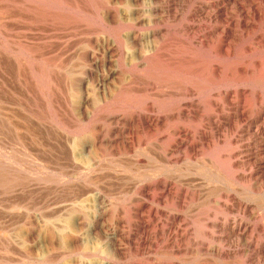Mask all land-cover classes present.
Masks as SVG:
<instances>
[{"label": "rangeland", "instance_id": "374dc122", "mask_svg": "<svg viewBox=\"0 0 264 264\" xmlns=\"http://www.w3.org/2000/svg\"><path fill=\"white\" fill-rule=\"evenodd\" d=\"M220 3L0 0V264H264V171L247 165L255 138L245 132L264 106V88H230L229 105L211 70L213 61H264L253 42L264 22L250 20L248 33L227 6L240 34L228 48L213 11ZM189 24L203 28L199 42L211 39L213 59L180 33ZM179 62L191 85L178 81ZM255 78L264 82V70ZM236 104L245 112L240 122ZM177 131L186 133L179 148ZM172 216L183 239L166 234ZM227 218L243 236L224 233Z\"/></svg>", "mask_w": 264, "mask_h": 264}, {"label": "bare ground", "instance_id": "6f19581e", "mask_svg": "<svg viewBox=\"0 0 264 264\" xmlns=\"http://www.w3.org/2000/svg\"><path fill=\"white\" fill-rule=\"evenodd\" d=\"M206 1V0H205ZM178 2V1H177ZM180 2V1H179ZM220 4L219 5H217V6H215L216 8H215V10H213V11H217V17H215L216 18V20H217V22H219V24H223V26H222V30H221V34H222V39L224 40L222 43L223 44H226L227 45V47L228 48H230L229 46H231L232 45V48H233V44L232 43H235L234 41H237L240 37V34L238 35L236 32H234V31H232L231 30V26H232V23H231V20L229 19V18H231L230 17V12L228 11V9H226V7L227 6H229V5H232V6H234L235 7V10H236V12H239L240 14H241V16H243L244 17V20L243 19H241V21L239 20V22L237 23V25H236V23H235V27L237 26V27H241V28H243V29H246V31L248 32V33H250L251 31H253L252 30V28L253 27H256L255 25H253V23H251V22H249L250 20L251 21H254V20H257V19H260L261 21H263L264 22V0H220ZM174 3H175V1H174ZM181 3V2H180ZM197 3V2H196ZM203 3V2H202ZM212 3H213V1H212ZM184 4V3H183ZM207 5L209 4V3H206ZM175 5V4H174ZM197 5V4H196ZM221 5H223L224 6V8H221ZM186 6V5H185ZM203 6V5H202ZM179 7V6H178ZM188 7V6H187ZM184 8V7H183ZM230 8V7H229ZM174 9V8H173ZM177 9V8H176ZM188 9V8H187ZM170 10V9H169ZM173 11V10H172ZM196 11V10H195ZM171 12V11H170ZM194 12V11H193ZM176 13V12H175ZM178 13V12H177ZM210 13H211V11H210ZM214 13V12H213ZM166 14H167V12H166ZM174 14V13H173ZM183 14H184V12H183ZM206 14V13H205ZM230 14V15H229ZM234 14V13H233ZM232 14V15H233ZM238 14V13H237ZM182 15V14H181ZM203 15V14H202ZM157 16V15H156ZM191 16V15H190ZM200 16V15H199ZM233 16H235V15H233ZM174 17V16H173ZM236 17V16H235ZM175 18H176V16H175ZM170 19V18H169ZM173 19V18H172ZM177 19V18H176ZM199 19V18H198ZM208 19V18H207ZM237 19H239V18H237ZM156 20V19H155ZM175 20V19H174ZM204 20H206V19H204ZM215 20V21H216ZM243 20V21H242ZM202 21V20H201ZM150 22V21H149ZM158 22V21H157ZM178 22V21H177ZM193 22V21H192ZM195 22H197V21H195ZM199 22V21H198ZM213 23V22H212ZM151 24V23H150ZM157 24V23H156ZM160 24V23H159ZM209 24V23H208ZM216 25H217V23H216ZM184 26H186V25H184ZM183 26V28H185ZM199 26V25H198ZM207 27V26H206ZM218 27V26H217ZM158 28V27H157ZM208 29V28H207ZM212 29V28H211ZM164 30V29H163ZM177 30V29H176ZM236 30V29H235ZM166 31V30H165ZM178 31V30H177ZM214 31V30H213ZM243 31V30H242ZM159 32V31H158ZM171 32V31H170ZM245 32V31H244ZM165 33V32H164ZM173 33V32H172ZM171 33V34H172ZM180 33L182 34V35H184L189 41H190V46H193V48H194V45H196V47L194 48V49H196L197 51L196 52H198V53H200V54H202V55H206L208 58H212L213 59V55H214V51L212 50V45H211V39H206V40H204V41H198L199 40V36L201 35V33H203V28L201 29V28H195L193 25H187L186 26V28L185 29H182V31H180ZM242 33V32H241ZM246 33V32H245ZM138 34V33H137ZM163 34V33H162ZM170 34V33H169ZM164 35H166V34H164ZM173 35V34H172ZM218 35V34H217ZM253 35V34H252ZM141 36V35H140ZM171 36V35H170ZM242 36V35H241ZM142 37V36H141ZM147 37V36H146ZM204 37H206V36H204ZM215 37V36H214ZM219 37V36H218ZM247 37V36H246ZM250 37V36H249ZM152 38V37H151ZM168 38H169V36H168ZM248 38V37H247ZM156 39H158V38H156ZM178 39V38H177ZM176 39V40H177ZM215 39V38H214ZM164 40V39H163ZM179 40V39H178ZM137 41H138V37L136 36V37H134V39L132 40V42H131V44H133V48H134V46H137L138 47V45H140L139 43H137ZM162 41V40H161ZM168 41V40H167ZM184 41V40H183ZM180 42H181V40H180ZM253 42H256V43H254V44H256V46H257V48H256V50H260L262 53H263V55H264V34H262V35H260V36H255L254 37V39H253ZM152 43V42H151ZM184 43H186L185 41H184ZM213 43V42H212ZM160 44V43H159ZM167 44V43H166ZM169 44V43H168ZM178 44H180V43H178ZM182 44V43H181ZM189 44V43H188ZM187 44V45H188ZM215 44V43H214ZM185 45V44H184ZM236 45V44H235ZM152 46V45H151ZM161 46V45H160ZM167 46V45H166ZM170 46V45H169ZM255 46V45H254ZM110 48V47H109ZM139 48V47H138ZM160 48V47H159ZM220 48H221V50H225V46L224 45H222V44H220ZM247 48V47H246ZM250 48V47H249ZM131 49V48H130ZM161 49V48H160ZM182 49V48H181ZM135 50V49H134ZM229 50V49H228ZM254 50H255V48H254ZM131 51V50H130ZM156 51V50H155ZM182 51H184V50H182ZM181 51V52H182ZM226 52H225V54H226V58L229 60L230 58H231V54L229 53V51H227V49L225 50ZM232 51V50H231ZM114 52V51H113ZM112 53V52H111ZM138 53V52H137ZM159 53V52H158ZM184 53V52H183ZM182 53V54H183ZM237 53H238V51H237ZM162 54V53H161ZM165 54V53H164ZM176 54V53H175ZM177 54H180V53H178L177 52ZM247 54V53H246ZM139 55L140 56H142L143 54L142 53H140L139 52ZM154 55V54H153ZM156 55H157V53H156ZM159 55V54H158ZM163 55V54H162ZM144 56H145V53H144ZM165 56H166V54H165ZM222 56H223V54H222ZM180 57V56H179ZM216 58L218 57V56H215ZM214 57V58H215ZM92 58V57H91ZM161 58V57H160ZM220 58V57H219ZM262 58H264V57H262ZM261 58V59H262ZM202 59V58H201ZM132 60V59H131ZM130 60V61H131ZM177 60V59H176ZM204 60V59H203ZM264 60V59H263ZM139 61V60H138ZM246 61H247V59H245V63L242 61V63H240V62H238L237 61V59H235V61L232 63V64H230V65H228V66H224V64H223V66L224 67H221L220 65H218L217 64V62L216 61H213V62H211V70H212V72H213V75H214V77H212L213 78V86L214 87H216V88H218L221 92H220V94L219 95H223L224 96V99H225V101L229 104V105H234L235 103H233V102H231L230 101V98H231V95L232 94H230L229 92H228V89H230V88H235V89H238V88H245V87H250L253 91H256L257 89H259L260 87L261 88H264V82H261V81H256V80H254V79H256L255 77L257 76V72L259 71V70H264V61H259V62H256L255 64H253V65H246ZM206 62H207V60H206ZM253 63V62H252ZM176 64V63H175ZM149 66V64H147L146 63V66ZM129 66V65H128ZM141 67V66H140ZM147 68V67H146ZM135 69V68H134ZM177 72H176V75H178V76H181L180 78H178V81L180 82V83H184V85H191L192 83H190L188 80H184L182 77H183V69H184V66H183V64L181 63V62H179L178 64H177ZM128 70V69H127ZM144 73V72H143ZM115 76V75H114ZM136 76V75H135ZM113 77V76H112ZM131 77V76H130ZM138 77H139V75H138ZM133 79V78H132ZM151 81V80H150ZM148 82V81H147ZM151 83V82H150ZM153 84V83H152ZM177 84V83H176ZM149 85V84H148ZM147 85V86H148ZM150 86V85H149ZM180 88V87H179ZM177 89V88H176ZM186 89H187V92H189V91H191V88H188L187 86H186ZM225 89V90H224ZM184 90V89H183ZM218 90V91H219ZM222 90H224V91H222ZM217 91V90H216ZM141 92V91H140ZM233 92V91H232ZM246 93H247V91L245 90V89H241L240 90V92H239V94L241 95V97L243 96H245L246 95ZM251 93V92H250ZM172 94V93H171ZM210 94H212V93H210ZM180 95H182V94H180ZM186 95V94H185ZM194 95V94H193ZM248 95V94H247ZM257 95H258V93H257ZM256 95V96H257ZM214 96V95H213ZM216 96V95H215ZM168 97V96H167ZM172 97V96H171ZM174 97V96H173ZM177 97V96H176ZM191 97H193L192 95H191ZM221 97V96H220ZM179 98V97H178ZM260 98V97H259ZM223 99V98H222ZM246 99V98H245ZM242 100V99H241ZM172 101V100H171ZM259 101V100H258ZM186 102V101H185ZM218 102V101H217ZM224 102V101H223ZM138 103V102H137ZM196 103V102H195ZM214 103V102H213ZM220 103V102H219ZM244 103V102H243ZM197 104V103H196ZM195 104V105H196ZM241 104V103H240ZM87 105V104H86ZM102 105V104H101ZM150 105V104H149ZM152 105H154V104H152ZM191 105V104H190ZM198 105V104H197ZM213 105V104H212ZM215 105V104H214ZM225 105V104H224ZM258 105V104H257ZM166 106V105H165ZM168 106V105H167ZM217 106H219V105H217ZM244 106V105H243ZM111 107V106H110ZM150 107H151V105H150ZM150 107H148L147 109H145L146 110V112H152V109L150 108ZM175 107V106H174ZM190 107V106H189ZM201 107V106H200ZM209 107V106H208ZM223 107V106H222ZM221 107V108H222ZM235 107V106H234ZM236 107H237V109H238V115L236 116V119H237V121L238 122H240V120H244V117H245V112H242L243 110H241L240 109V105L239 104H236ZM247 108H248V106H246ZM259 107V106H258ZM146 108V107H145ZM159 108H161V107H159ZM163 108H164V106H163ZM176 108H177V106H176ZM186 107H184V106H182V105H180L179 106V111H177V112H179V114L180 115H182V116H184V115H186V116H190V114L188 113V109L186 108ZM203 108V107H202ZM231 108V107H230ZM109 109V108H108ZM142 109V108H141ZM144 109V108H143ZM226 109V108H225ZM249 109H251V108H249ZM248 109V110H249ZM160 110V109H159ZM174 111H175V109H173ZM253 110V109H252ZM104 111V110H103ZM142 111V110H141ZM247 111V110H246ZM167 112V111H166ZM219 112V111H218ZM255 112H256V109H255ZM84 113V112H83ZM140 113V112H139ZM193 113V112H192ZM205 113V112H204ZM86 114V113H85ZM142 114V113H141ZM199 114V113H198ZM212 114V113H211ZM147 115V114H146ZM146 115H140L141 117V123L142 124H144V125H146V126H151V125H153V124H155V122H153L152 121V119H150V117L149 116H146ZM170 115V114H169ZM236 115V114H235ZM228 116V115H227ZM107 117H109V116H107ZM139 117V116H138ZM193 117H195V116H193ZM192 117V118H193ZM208 117V116H207ZM223 117V116H222ZM226 117V116H225ZM254 117V116H253ZM114 118V117H113ZM136 118V117H135ZM168 118V117H167ZM200 118V117H199ZM212 118V117H211ZM246 118V117H245ZM121 119V118H120ZM188 119V118H187ZM216 119V118H215ZM221 119V118H220ZM227 119V118H226ZM114 120V119H113ZM165 120V119H164ZM167 120V119H166ZM222 120V119H221ZM231 120V119H230ZM129 121V120H128ZM225 121V120H224ZM206 122V121H205ZM128 123V122H127ZM158 123V122H157ZM202 123V122H201ZM209 123V122H208ZM217 124V123H216ZM243 124V123H242ZM161 125V124H160ZM163 125V124H162ZM202 125V124H201ZM209 125V124H208ZM245 126V125H244ZM137 127V126H136ZM143 127V126H142ZM166 127V126H165ZM214 127V126H213ZM212 127V128H213ZM228 127H230V126H228ZM243 127V126H242ZM202 128H203V126H202ZM210 128V127H209ZM241 128V127H240ZM247 130L245 131L247 134H253V137L255 138V143H254V145H251L250 147H249V149H248V152L250 153V160L248 161V163H247V165H258V170H259V172L258 173H262L263 171H264V106L263 107H261V110H259L258 111V117L255 119V120H253V121H251L248 125H247ZM224 129V128H223ZM222 129V130H223ZM242 129V128H241ZM101 130V129H100ZM121 131V130H120ZM200 131V130H199ZM198 131V132H199ZM104 132V131H103ZM155 132V131H154ZM159 132V131H158ZM204 132V131H203ZM231 132H233V131H231ZM235 132V131H234ZM119 133V132H118ZM240 133V132H239ZM203 134V133H202ZM243 134V133H242ZM121 135V134H120ZM216 135V134H215ZM220 135V134H219ZM240 135V134H239ZM196 136H198L197 134H196ZM200 136V135H199ZM204 136H205V134H204ZM218 136V135H217ZM238 136V135H237ZM246 136V135H245ZM249 136V135H248ZM174 137H177V140H175L176 142H177V144H178V148H179V146L180 145H182L183 144V138H186V133L184 134V133H182L181 131H177V132H175V136H173V138ZM216 137V136H215ZM252 137V138H253ZM103 138V137H102ZM189 138V137H188ZM191 138V137H190ZM242 138V137H241ZM162 139H163V137H162ZM208 139H210L209 137H208ZM66 140V139H65ZM238 140V139H237ZM236 140V141H237ZM244 140V139H243ZM103 141H104V138H103ZM188 141V140H187ZM209 141V140H208ZM240 141H242V140H240ZM112 142V141H111ZM161 142V141H160ZM104 142H102V144H103ZM109 143H110V141H109ZM129 143V142H128ZM127 143V144H128ZM99 145H100V143H98ZM166 145H167V143H165ZM232 144V143H231ZM235 144V143H234ZM241 144V143H240ZM201 145V144H200ZM239 145V144H238ZM92 146V145H91ZM188 146V145H187ZM167 147H168V145H167ZM171 147V146H170ZM199 147V146H198ZM193 148V147H192ZM244 148V147H243ZM182 149V148H181ZM190 149V148H189ZM196 149V148H195ZM237 149V148H236ZM174 151V150H173ZM180 151V150H179ZM190 151V150H189ZM198 151V150H197ZM241 151V150H240ZM146 152V151H145ZM169 152V151H168ZM171 152V151H170ZM237 152V151H236ZM89 153H90V151H89ZM147 153V152H146ZM173 153V152H172ZM176 153V152H175ZM180 153V152H179ZM240 153V152H239ZM166 154V153H165ZM230 154V153H229ZM242 154V153H241ZM245 154V153H244ZM148 155V154H147ZM177 155V154H176ZM247 155V154H246ZM167 156V155H166ZM172 156V155H171ZM227 158V157H226ZM233 158V157H232ZM241 158V157H240ZM244 158V157H243ZM247 158V157H246ZM180 159V158H179ZM221 160V159H220ZM223 160V159H222ZM221 160V161H222ZM227 160H230V159H227ZM244 160H246V159H244ZM155 161H157V160H155ZM170 161H172V160H170ZM220 161V162H221ZM225 161V160H224ZM233 161V160H232ZM236 161V160H235ZM237 161H239V160H237ZM219 162V161H218ZM219 162V163H220ZM234 162V161H233ZM245 162V161H244ZM156 163V162H155ZM168 163V162H167ZM175 163V162H174ZM215 163V162H214ZM159 164V163H158ZM216 164H217V161H216ZM242 165V164H241ZM247 165H246V167H247ZM155 166V165H154ZM218 166V165H217ZM233 166V165H232ZM219 167V166H218ZM240 167V166H239ZM243 167H244V165H243ZM157 168V167H156ZM162 168V167H161ZM167 168V167H166ZM209 168V167H208ZM229 168V167H228ZM220 169V168H219ZM234 170V169H233ZM251 170V169H250ZM159 171V170H158ZM231 171V170H230ZM236 171H237V169H236ZM239 171V170H238ZM219 172V171H218ZM250 172V171H249ZM214 173V172H213ZM216 173V172H215ZM236 173V172H235ZM236 174H238V173H236ZM245 174H247V173H245ZM155 175V174H154ZM232 175V174H231ZM250 176V175H249ZM241 178V177H240ZM245 178V177H244ZM232 179V178H231ZM230 180V179H229ZM238 181V180H237ZM245 181V180H244ZM253 181V180H252ZM255 181V180H254ZM234 182V181H233ZM247 182V181H246ZM170 185V184H169ZM145 186V185H144ZM148 186V185H147ZM156 187V186H155ZM171 187V186H170ZM263 187V186H262ZM157 188H159V187H157ZM166 188V187H165ZM167 189V188H166ZM170 189V188H169ZM264 189V188H263ZM262 189V190H263ZM150 190V189H149ZM145 191V190H144ZM149 192V191H148ZM150 193V192H149ZM166 193H167V191H166ZM178 193V192H177ZM224 193V192H223ZM162 194V193H161ZM169 194V193H168ZM167 194V195H168ZM173 194V193H172ZM186 194V193H185ZM179 195V194H178ZM183 195V194H182ZM187 195V194H186ZM222 195V194H221ZM164 196V195H163ZM162 197V196H161ZM174 197H175V195H174ZM173 197V198H174ZM181 197V196H180ZM212 197V196H211ZM237 197V196H236ZM159 198V197H158ZM164 198V197H163ZM167 198V197H166ZM213 198V197H212ZM219 198H221V197H219ZM218 198V199H219ZM250 198V197H249ZM198 199V198H197ZM217 199V200H218ZM179 200V199H178ZM177 200V201H178ZM181 200V199H180ZM233 200V199H232ZM161 201H162V199H161ZM168 201V200H167ZM187 201V200H186ZM235 201V200H234ZM241 201V200H240ZM182 202H184V201H182ZM224 202V201H223ZM227 202V201H226ZM239 202V201H238ZM174 203V202H173ZM222 203V202H221ZM232 203H233V201H232ZM163 204V203H162ZM181 204V203H180ZM179 204V205H180ZM189 204V203H188ZM218 204V203H217ZM145 205V204H144ZM184 205V204H183ZM248 205V204H247ZM188 206V205H187ZM212 206V205H211ZM210 206V207H211ZM217 206V205H216ZM144 207V206H143ZM180 207V206H179ZM231 207H232V205H231ZM218 208V207H217ZM108 209V208H107ZM107 209H105V210H107ZM171 209H174V208H171ZM207 209V208H206ZM224 209V208H223ZM146 210V209H145ZM144 210V211H145ZM179 210V209H178ZM205 210V209H204ZM214 210V209H213ZM220 209L218 208V211H219ZM240 210V209H239ZM108 211V210H107ZM207 211H209L208 209H207ZM212 211V210H211ZM262 211V210H261ZM105 212V211H104ZM161 212V211H160ZM155 213V212H154ZM214 213V212H213ZM219 213H220V211H219ZM226 214L225 215H227V212H225ZM239 213V212H238ZM241 213V212H240ZM257 213V212H256ZM140 214H142V213H140ZM101 215V214H100ZM200 215V214H199ZM212 215V214H211ZM216 215V214H215ZM237 215V214H236ZM246 215V214H245ZM249 215V214H248ZM165 216V215H164ZM197 216H198V214H197ZM196 216V217H197ZM202 216V215H201ZM213 216H214V214H213ZM212 216V217H213ZM217 216V215H216ZM220 216V215H219ZM228 216V215H227ZM147 217V216H146ZM173 217V216H172ZM229 217V216H228ZM235 217V216H234ZM234 217H232V218H234ZM250 217V216H249ZM201 218V217H200ZM207 218V217H206ZM210 218V217H209ZM208 218V219H209ZM251 218V217H250ZM259 218H260V216H259ZM137 219V218H136ZM218 219V218H217ZM241 219V218H240ZM139 220V219H138ZM199 220V219H198ZM207 220V219H206ZM226 220V222H225V224H224V226H223V228H224V233L225 234H227L228 236H243L242 235V233H243V229H242V226H241V224L240 223H238L237 221H232L231 222V220L230 219H225ZM237 220V219H236ZM177 222H178V217L177 216H175V217H173L172 218V223H171V225H172V227H171V229H169V231H167V235H168V238H171V236L173 237V234H177V236L178 237H180V239H183V237L184 236H186V235H182V234H179L178 233V231H179V227H177V226H175V224H177ZM179 222H180V220H179ZM203 222H204V219H203ZM207 222H208V220H207ZM263 222H264V220H263ZM142 223V222H141ZM221 223V222H220ZM224 223V222H223ZM222 223V224H223ZM255 223V222H254ZM144 224V223H143ZM166 224V223H165ZM168 224V223H167ZM209 224H210V222H209ZM221 224V225H222ZM138 225V224H137ZM146 225V224H145ZM152 225V224H151ZM182 225V224H181ZM196 225V224H195ZM216 225V224H215ZM144 226V225H143ZM147 226V225H146ZM145 226V227H146ZM180 226V225H179ZM198 226V225H197ZM200 226V225H199ZM202 226V225H201ZM248 226V225H247ZM140 227V226H139ZM175 227V228H174ZM245 227V226H244ZM251 227V226H250ZM131 228V227H130ZM142 228V227H141ZM188 228V227H187ZM216 228V227H215ZM249 228V227H248ZM142 229H144V228H142ZM147 229V228H146ZM162 229V228H161ZM192 229V228H191ZM196 229V228H195ZM209 229H210V227H209ZM151 230H152V228H151ZM163 230V229H162ZM194 230V229H193ZM200 230H202V229H200ZM262 230V229H261ZM121 231V230H120ZM181 231V230H180ZM189 231V230H188ZM197 231V230H196ZM205 231V230H204ZM203 231V232H204ZM220 231V230H219ZM151 232V231H150ZM166 232V231H165ZM249 232V231H248ZM149 233V232H148ZM216 233V232H215ZM219 233V232H218ZM127 234V233H126ZM139 234V233H138ZM151 234V233H150ZM149 234V235H150ZM153 234V233H152ZM196 234V233H195ZM201 234V233H200ZM203 234V233H202ZM201 234V235H202ZM223 234V233H222ZM112 235H114V234H112ZM118 235V234H117ZM154 235V234H153ZM158 235H159V233H158ZM217 235H219V234H217ZM249 235V234H248ZM143 236V235H142ZM141 236V237H142ZM147 236V235H146ZM224 236V235H223ZM247 236V235H246ZM254 236V235H253ZM113 237V236H112ZM124 237V236H123ZM132 237V236H131ZM139 237V236H138ZM150 237H151V235H150ZM154 237V236H153ZM197 238L199 237V236H196ZM216 237V236H215ZM220 237V236H219ZM225 237V236H224ZM125 238H126V236H125ZM160 238V237H159ZM166 238V237H165ZM195 238V237H194ZM200 238V237H199ZM226 238V237H225ZM116 239V238H115ZM123 239V238H122ZM142 239V238H141ZM155 239V238H154ZM158 238L156 237V240H157ZM172 239V238H171ZM178 239V238H177ZM176 239V240H177ZM219 239V238H218ZM146 240V239H145ZM149 240V239H148ZM201 240H202V238H201ZM151 241V240H150ZM154 241V240H153ZM199 241V240H198ZM213 241V240H212ZM246 241V240H245ZM254 241V240H253ZM137 242V241H136ZM139 242V241H138ZM188 242V241H187ZM191 242H192V246H193V244H195V245H197V247L199 248V252L200 253H202V254H209L210 253V251L208 250V249H204V246H203V243H196V240L195 239H191ZM207 242V241H206ZM215 242V241H214ZM114 243V242H113ZM118 243V242H117ZM141 243V242H140ZM154 243V242H153ZM152 243V244H153ZM165 243V242H164ZM211 243V242H210ZM216 243V242H215ZM252 243V242H251ZM260 243V242H259ZM169 244V243H168ZM184 244V243H183ZM150 245V244H149ZM210 245V244H209ZM255 245V244H254ZM146 246V245H145ZM169 246V245H168ZM176 246H177V244H176ZM182 246V245H181ZM211 246V245H210ZM214 246V245H213ZM217 247H218V244L216 245ZM227 246V245H226ZM229 246V245H228ZM230 246H231V244H230ZM256 246V245H255ZM124 247V246H123ZM162 247V246H161ZM180 247V246H179ZM232 247V246H231ZM234 247V246H233ZM232 247V248H233ZM239 247V246H238ZM248 247V246H247ZM262 247H264V246H262ZM261 247V248H262ZM118 248V247H117ZM126 248V247H125ZM131 248H133V247H131ZM141 248V247H140ZM139 248V249H140ZM158 248V247H157ZM169 248V247H168ZM195 248V247H194ZM221 248V247H220ZM227 248V247H226ZM113 249V248H112ZM124 249V248H123ZM138 249V250H139ZM148 249V248H147ZM146 249V250H147ZM150 249V248H149ZM185 249V248H184ZM196 249V248H195ZM215 249V248H214ZM216 249H218V248H216ZM222 249V248H221ZM246 249H248V248H246ZM113 250H115V249H113ZM120 250V249H119ZM132 250V249H131ZM176 250V249H175ZM178 250V249H177ZM180 250V249H179ZM187 250V249H186ZM197 250V249H196ZM236 250V249H235ZM168 251H169V249H168ZM172 251H173V249H172ZM220 251V250H219ZM222 251V250H221ZM231 251V250H230ZM258 251V250H257ZM119 252V251H118ZM125 252V251H124ZM198 251H196V253H197ZM232 252V251H231ZM234 252V251H233ZM236 252V251H235ZM127 253V252H126ZM166 253V252H165ZM169 253V252H168ZM171 253V252H170ZM177 253V252H176ZM192 252H190V254H191ZM217 254H221L220 252H216ZM124 254V253H123ZM229 254V253H228ZM233 254H235V253H233ZM125 255V254H124ZM148 255V254H147ZM170 255V254H169ZM195 255V254H194ZM225 255V254H224ZM251 255V254H250ZM261 255V254H260ZM210 256V255H209ZM110 257H112V255L110 256ZM168 257H170V256H168ZM178 257V256H177ZM202 257V256H201ZM203 257H204V255H203ZM219 257V256H218ZM194 258V257H193ZM197 258V257H196ZM199 258H200V256H199ZM217 258V257H216ZM206 260V259H205ZM205 260H203V261H205ZM222 260V259H221ZM228 260V259H227ZM258 260H259V258H258ZM225 261V260H224ZM214 262V261H213ZM220 262V261H219ZM206 263H208V262H206ZM262 264V263H261Z\"/></svg>", "mask_w": 264, "mask_h": 264}]
</instances>
